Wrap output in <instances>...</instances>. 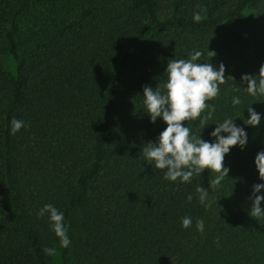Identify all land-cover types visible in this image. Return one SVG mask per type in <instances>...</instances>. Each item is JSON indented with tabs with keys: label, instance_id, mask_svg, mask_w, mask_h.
<instances>
[{
	"label": "trees",
	"instance_id": "16d2710c",
	"mask_svg": "<svg viewBox=\"0 0 264 264\" xmlns=\"http://www.w3.org/2000/svg\"><path fill=\"white\" fill-rule=\"evenodd\" d=\"M195 51L223 63L226 82L207 102L211 119L200 123L206 109L184 122L190 135L214 142L215 124L230 117L248 137L213 189L216 173L164 180L142 151L167 127L151 122L143 86H162L168 61ZM262 64L264 0H0V264H53L44 248L60 264H264V217L249 215L253 185L264 183L255 166L264 125L253 136L244 123L250 106L264 115V96L241 86ZM13 118L27 125L14 135ZM45 204L63 212L67 248L37 217Z\"/></svg>",
	"mask_w": 264,
	"mask_h": 264
},
{
	"label": "clouds",
	"instance_id": "9594fccd",
	"mask_svg": "<svg viewBox=\"0 0 264 264\" xmlns=\"http://www.w3.org/2000/svg\"><path fill=\"white\" fill-rule=\"evenodd\" d=\"M202 19L200 11L193 13L194 22L199 23ZM209 55L214 57L216 54L209 51ZM202 57L208 60L200 51L190 54L188 59H171L165 70L168 78L162 86H157L155 90L151 86H143V102L151 122L155 123L157 118H162L167 127L160 133L156 143H146L142 151L148 164H154L156 169L166 170L164 180L190 183L194 175H201L205 169L216 173L215 178L209 181V187L213 189L218 188L225 177H229L230 168L224 166L226 154L235 146L244 150L248 137L244 128L237 126L230 117L222 123L215 124V129L210 133L215 140L211 143L203 140L201 136L199 138L191 136L190 129L184 125L185 121H195L200 118L201 113L206 109L207 114L200 120V123L205 124L212 118L216 108L214 104L209 105L207 102L219 95V86L226 82L225 65L221 63L217 70L210 62L201 63ZM256 76L243 74L241 86L245 87L249 95L264 96V64L259 68L258 80ZM231 78L234 80L233 77ZM232 104L234 106L241 104L240 98L234 96ZM247 111L249 118L244 121L245 125L259 126L261 114L251 106L247 108ZM26 127L27 125L22 120L15 118L11 120V134L13 135ZM222 133L227 135H222ZM255 166L259 179L264 181V151L257 153ZM262 190H264V183L253 185L252 195L249 197L252 201L249 215L254 219L264 217V209L261 208L264 195H259ZM196 193L201 205L206 209L212 206L214 201L210 199L209 190L200 185L197 186ZM192 199V195L187 197L188 202ZM45 215L48 217L51 230L59 238L61 247L67 248L71 241L67 235L68 229L63 223V212L51 204H45L37 212V217L43 218ZM191 225V217L182 218V228L187 229ZM196 229L200 233L204 232L203 219L196 221ZM43 251L48 256L56 254L55 248H44Z\"/></svg>",
	"mask_w": 264,
	"mask_h": 264
},
{
	"label": "rangeland",
	"instance_id": "374dc122",
	"mask_svg": "<svg viewBox=\"0 0 264 264\" xmlns=\"http://www.w3.org/2000/svg\"><path fill=\"white\" fill-rule=\"evenodd\" d=\"M5 63H6V66L7 67H9V68L11 67V65H10L9 62L5 61ZM263 125H264V115H261L260 125L257 126V127H252V135L254 136V135L258 134L262 130ZM46 170H49V169L46 168ZM207 227H208V224H207V221H206L205 224H204V231L207 229ZM52 263L53 264H60L59 263V260H58V253H57V251H56V254L54 256H52Z\"/></svg>",
	"mask_w": 264,
	"mask_h": 264
}]
</instances>
